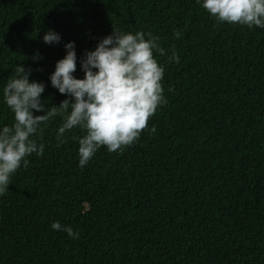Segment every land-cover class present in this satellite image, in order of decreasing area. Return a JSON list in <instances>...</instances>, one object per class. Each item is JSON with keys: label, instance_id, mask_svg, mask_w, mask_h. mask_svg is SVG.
Returning <instances> with one entry per match:
<instances>
[{"label": "trees", "instance_id": "trees-1", "mask_svg": "<svg viewBox=\"0 0 264 264\" xmlns=\"http://www.w3.org/2000/svg\"><path fill=\"white\" fill-rule=\"evenodd\" d=\"M114 28L159 38L166 103L131 145L102 146L83 168L81 130L60 143L62 116L42 124V155L0 195V264H264V28L217 22L196 0H0V88L23 64L59 106L49 75L64 44L83 78L84 53ZM49 29L59 43L43 42ZM12 116L0 95V126Z\"/></svg>", "mask_w": 264, "mask_h": 264}, {"label": "clouds", "instance_id": "clouds-1", "mask_svg": "<svg viewBox=\"0 0 264 264\" xmlns=\"http://www.w3.org/2000/svg\"><path fill=\"white\" fill-rule=\"evenodd\" d=\"M196 3L217 22L264 28V0H196ZM174 35L179 38L180 33ZM158 39L151 33L114 28L98 41L94 50L84 53L80 60L83 78L73 75L77 68L74 42L65 43L66 53L56 61L49 75L51 86L68 97L59 106L46 107L41 102L45 85L30 80L31 69L15 65L11 77L0 88L3 103L13 114L11 126H0V195L8 190L10 176L22 165L27 167V156L42 155L44 145L37 144L32 137L53 116H62L56 135L60 143L69 130L78 127L83 133L77 138L81 168L102 146L114 152L138 139L158 106L166 103L161 85L164 67L153 55L154 51L164 54ZM42 40L55 44L61 37L49 29ZM169 59L179 62L175 52ZM33 110L44 114L33 115ZM147 130L156 131L155 126ZM50 227L66 232L73 239L79 237L72 227L62 226L59 221H53Z\"/></svg>", "mask_w": 264, "mask_h": 264}]
</instances>
